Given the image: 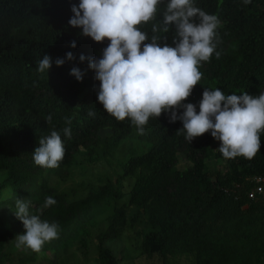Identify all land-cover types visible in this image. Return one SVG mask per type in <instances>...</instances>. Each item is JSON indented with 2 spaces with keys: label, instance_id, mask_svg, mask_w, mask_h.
<instances>
[{
  "label": "trees",
  "instance_id": "trees-1",
  "mask_svg": "<svg viewBox=\"0 0 264 264\" xmlns=\"http://www.w3.org/2000/svg\"><path fill=\"white\" fill-rule=\"evenodd\" d=\"M167 3L161 0L155 18L136 26L147 34L146 43L153 35L172 43L174 26L167 33L152 31ZM72 4L79 0H0V264H36L43 255L84 245L90 229L96 232L95 262L120 264L125 248L115 253L109 245L136 223L144 226L140 255L161 264L179 256L193 264H264V200L248 198L254 178L264 179V131L253 158L226 159L214 149L210 132L189 144L185 133H176L182 123H169L166 113L150 116L143 134L130 118L116 120L97 101L99 81L88 60L79 61L81 54L101 58L110 41L94 42L70 27ZM194 5L218 17L220 55L214 52L200 63L201 80L183 103L197 105L198 112L204 88L225 95L264 92V0H194ZM68 52L76 59L59 67L53 63L47 73L36 70L43 55L55 61ZM72 67L85 71L82 81L70 75ZM66 127L71 138L63 133ZM51 131L60 133L65 153L58 167L43 168L32 152ZM126 140L147 148L118 163L116 181L84 185V194L74 198L51 185L52 177L69 178L79 158L88 164L107 161ZM128 178L133 184L125 196L120 188ZM5 196L12 199L2 200ZM49 196L56 203L44 207ZM16 198L28 201L30 214L59 225L58 238L39 252L12 246L25 232L14 214Z\"/></svg>",
  "mask_w": 264,
  "mask_h": 264
},
{
  "label": "clouds",
  "instance_id": "clouds-1",
  "mask_svg": "<svg viewBox=\"0 0 264 264\" xmlns=\"http://www.w3.org/2000/svg\"><path fill=\"white\" fill-rule=\"evenodd\" d=\"M243 2L248 4L251 0ZM160 3L161 0H79L78 5H71L70 27L81 29L80 34L94 42L110 41L99 59L79 56L80 62L88 60V69L99 81L97 101L116 120L130 118L138 134L144 133L150 116L157 118L166 113L169 123H182L176 133H185L189 144L210 132L220 142L217 149L224 158H253L260 150V133L264 131V92L225 95L219 88H204L198 112L197 105L183 103L201 80L200 63L208 61L214 52L219 58L216 48L220 21L216 15L196 7L194 0H168L161 22L154 24L152 31L167 33L174 26L172 43L160 42L157 35L146 43L147 34L136 26L153 20ZM70 46L75 48V41ZM75 59L72 52L55 61L45 54L36 70L47 73L53 63L59 67ZM70 75L82 81L85 71L72 67ZM179 109H183L180 114ZM88 115L94 113L90 111ZM51 119L49 115L46 122ZM66 123L70 125L71 121ZM63 133L71 138L70 127L64 128ZM64 153L60 133L51 131L39 139L32 158L37 166L55 168ZM55 203L49 196L44 207ZM15 208L14 214L25 229L24 234L16 236L17 248L39 252L45 242L58 238L59 225L30 214L28 201L16 198Z\"/></svg>",
  "mask_w": 264,
  "mask_h": 264
},
{
  "label": "rangeland",
  "instance_id": "rangeland-1",
  "mask_svg": "<svg viewBox=\"0 0 264 264\" xmlns=\"http://www.w3.org/2000/svg\"><path fill=\"white\" fill-rule=\"evenodd\" d=\"M219 146L220 142L215 140L214 149L218 150L217 148ZM146 148L147 145L145 143L138 144L136 141L126 140L117 149L114 157L109 158L107 161L102 160L99 163L88 164L79 158L75 166L71 169L69 178L63 180L52 177L51 185L58 191L70 193V196L73 198L80 197L84 194V185H90L94 188L107 179L112 182L116 181L118 174L121 173L118 163L126 161L133 154L138 155L145 152ZM181 165L184 164L181 163ZM132 184L133 179L131 178L123 181L120 190L125 196L128 195ZM9 199L12 198L5 196L2 200ZM125 200L126 198L122 199L120 204ZM9 211L7 209L5 213ZM143 227V223H136L133 227L129 226L120 241L109 245L115 253H118L121 247L125 248V259L120 264H161L158 259H147L139 253L138 246ZM95 235V230L90 229L89 237L84 240V245L77 243L72 249L61 250L52 255H43L36 264H97L95 262ZM12 246L17 249L16 240L13 241ZM168 264H193V262L188 256H179L169 259Z\"/></svg>",
  "mask_w": 264,
  "mask_h": 264
},
{
  "label": "built area",
  "instance_id": "built-area-1",
  "mask_svg": "<svg viewBox=\"0 0 264 264\" xmlns=\"http://www.w3.org/2000/svg\"><path fill=\"white\" fill-rule=\"evenodd\" d=\"M254 182L256 183L255 188L248 194L249 199H254L256 196H261L264 200V179L262 178H254Z\"/></svg>",
  "mask_w": 264,
  "mask_h": 264
}]
</instances>
